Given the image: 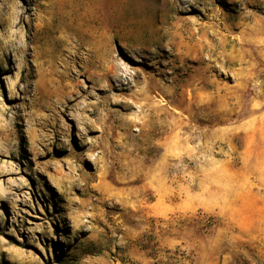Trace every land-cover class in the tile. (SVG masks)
Instances as JSON below:
<instances>
[{
    "label": "rangeland",
    "instance_id": "1",
    "mask_svg": "<svg viewBox=\"0 0 264 264\" xmlns=\"http://www.w3.org/2000/svg\"><path fill=\"white\" fill-rule=\"evenodd\" d=\"M0 264H264V0H0Z\"/></svg>",
    "mask_w": 264,
    "mask_h": 264
},
{
    "label": "bare ground",
    "instance_id": "2",
    "mask_svg": "<svg viewBox=\"0 0 264 264\" xmlns=\"http://www.w3.org/2000/svg\"><path fill=\"white\" fill-rule=\"evenodd\" d=\"M65 3H67V2H65ZM65 9H66V7H65ZM69 9V8H68ZM63 11V10H62ZM70 12V11H69ZM63 13V12H62ZM68 14V13H67ZM70 15V14H69ZM68 15V16H69ZM67 17V16H66ZM65 17V18H66ZM62 18H64V17H62ZM64 20V22H65V19H63ZM67 21V20H66ZM66 24H67V22H66ZM65 24V25H66ZM68 25V24H67ZM67 32V31H66ZM65 32V33H66ZM68 35V34H67ZM68 37V36H67ZM69 38V37H68ZM65 40H68V39H66V37H65ZM67 42V41H66ZM65 43V42H64ZM63 43V44H64ZM68 43V42H67ZM71 45V44H70ZM65 47H66V45H65ZM70 47V46H69ZM67 48V47H66ZM65 50V49H64ZM114 59H115V57H112L111 59H110V62L111 63H109L107 66L110 68V69H113L114 68ZM195 60L196 61H198V62H203V61H206L205 60V58L203 57V58H201V56H198V57H196L195 58ZM207 61H210V60H207ZM210 66V65H209ZM208 66V67H209ZM153 109V108H152ZM160 111H162V107H160V106H157L156 108H155V110H151V109H149V112L147 113L146 111H145V113H146V116H145V118H146V122L147 123H152V125L154 126V128L156 129V131H157V133H159V134H162L163 132H164V129H165V120L164 119H162V113L160 112Z\"/></svg>",
    "mask_w": 264,
    "mask_h": 264
}]
</instances>
